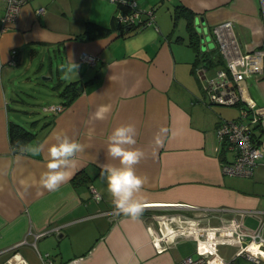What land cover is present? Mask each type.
<instances>
[{
  "label": "crops",
  "instance_id": "0c3cea01",
  "mask_svg": "<svg viewBox=\"0 0 264 264\" xmlns=\"http://www.w3.org/2000/svg\"><path fill=\"white\" fill-rule=\"evenodd\" d=\"M125 1L153 9L155 26L119 24L117 14L129 9L110 0H30L0 34V264L13 255L26 264H173L194 251L195 239L179 236L174 244L171 234L186 226L205 227L213 222L207 218L222 209L226 218L238 211H264V160L249 178L221 170L229 153L216 129L221 119H237L239 108L209 102L199 74L202 62L189 46L188 33L190 21L196 31L197 25L212 29L228 20L242 51L264 48V0ZM180 6L192 13L191 20L176 13ZM129 42H135L131 53ZM36 48L64 57L54 90L76 82L78 95L59 113L42 115L31 107L16 111L20 115L12 120L6 81L23 52L33 54ZM13 50L16 65L10 63ZM82 52L96 56V62H79ZM71 61L79 66L76 73L68 71ZM47 63L51 70L50 56ZM239 88L244 99L264 106V74L244 79ZM53 100L49 106L65 101L58 95ZM102 105L110 106L103 120L94 116ZM9 122L33 132L28 145H43L40 155L13 150ZM127 123L137 128L135 147L146 152L136 165L137 174L147 178L138 194L144 212L137 221L115 213L98 166L119 165L107 156V139ZM160 128L169 132L156 147ZM55 133L67 134L85 151L76 157L70 179L51 192L39 177L47 170ZM253 140L264 151V123L253 126ZM176 215L191 220L185 225ZM160 236L166 237L160 242L167 249L158 253L153 243Z\"/></svg>",
  "mask_w": 264,
  "mask_h": 264
},
{
  "label": "built area",
  "instance_id": "2783aa9c",
  "mask_svg": "<svg viewBox=\"0 0 264 264\" xmlns=\"http://www.w3.org/2000/svg\"><path fill=\"white\" fill-rule=\"evenodd\" d=\"M30 0H0L3 6V16L0 20V34L6 31L7 26L13 22L19 13L20 7ZM128 7L127 12L116 16L117 22L130 27L139 28L155 26L153 9L140 10L135 1L110 0ZM43 9L37 13L41 14ZM215 41L222 56L224 67L215 71L214 76L208 77V68L202 63L199 74L205 78L203 90L211 104L222 106H238L239 116L237 119H221L216 129L218 140L229 153V159L221 163L224 174L236 177L249 178L254 174L255 168L264 160V151L253 140V126L264 123V106L257 105L252 100L242 97L239 83L253 75L264 74V48L251 51H242L240 44L233 32V23L225 21L212 28ZM17 52L11 53V65H16ZM79 62L94 64L96 56L82 52ZM63 109L62 104L43 107L44 112L59 113ZM93 198L99 201L100 195L94 189ZM236 217L226 218L223 209L214 212L207 218L213 222L205 227L192 231L182 228L171 234L174 244L177 237H185L193 234L195 248L192 253L182 257L173 264H237L238 258H243L255 264L264 262V211H238ZM177 217L179 215H176ZM175 219V216L167 217ZM181 223L187 225L189 217L182 215ZM247 219L255 223L254 227L247 225ZM188 231H190L188 233ZM39 234L37 236L43 235ZM162 235V234H161ZM166 237L160 236L154 241L155 249L161 253L167 249L160 241ZM7 264H26L18 256L13 255Z\"/></svg>",
  "mask_w": 264,
  "mask_h": 264
},
{
  "label": "clouds",
  "instance_id": "9594fccd",
  "mask_svg": "<svg viewBox=\"0 0 264 264\" xmlns=\"http://www.w3.org/2000/svg\"><path fill=\"white\" fill-rule=\"evenodd\" d=\"M151 39H155L156 33H150ZM139 39V38H138ZM129 52L135 50V42H129ZM78 65L71 61L68 71L76 73ZM63 68V66H62ZM110 113V106H100L94 113L97 119H107ZM169 130L160 128L154 137L156 147L163 144L164 137ZM137 128L132 123L121 124L115 127L107 139V156L117 160L119 165L104 163L98 165L101 168V177L106 181L107 192L110 195L117 215L129 217L134 221L139 220L144 212L142 200L138 194L141 193L147 178L138 175L136 165L146 158V152L135 147L137 140ZM54 143L48 147L49 161L46 171L39 177L40 185L51 192L58 191L60 186L70 179L71 171L77 167L78 154L85 151V146L80 142L71 139L65 133H55ZM21 152H28L33 156L40 155L43 145H21L17 146ZM15 151L16 148L14 147ZM155 151H153V156Z\"/></svg>",
  "mask_w": 264,
  "mask_h": 264
},
{
  "label": "rangeland",
  "instance_id": "374dc122",
  "mask_svg": "<svg viewBox=\"0 0 264 264\" xmlns=\"http://www.w3.org/2000/svg\"><path fill=\"white\" fill-rule=\"evenodd\" d=\"M198 27H200V25H197L196 29H198ZM199 29L198 34L200 35V38L204 39V43H201V49L205 46L203 51L206 52L203 57L205 60L203 63L204 66L208 68V77L211 78L214 76L217 69L222 68L225 65L224 62L223 64L218 65L209 64L208 60H213L210 58L215 59V57L218 56L219 48L212 33V29L207 27H204L203 29L200 27ZM48 56L51 58V70L48 68ZM220 57L222 59L221 55ZM62 65H65L64 57L58 52H54L53 49H49V52H47L46 50H41V48H36L33 54L29 51L23 52L20 64L18 67L11 69L9 81H6L7 96L11 99L9 102L11 119L14 118V115H20L16 111H28L31 107L35 108L38 111V114L41 113L43 115L44 111L42 110V107L49 106L52 99L56 102L55 97L58 92L54 90V86L56 85L58 75L60 76L64 72V69L61 67ZM56 69L58 70L57 72ZM246 223L250 227L255 226L252 220L247 219ZM237 264L255 263L243 258H238ZM261 264H264V262Z\"/></svg>",
  "mask_w": 264,
  "mask_h": 264
},
{
  "label": "trees",
  "instance_id": "16d2710c",
  "mask_svg": "<svg viewBox=\"0 0 264 264\" xmlns=\"http://www.w3.org/2000/svg\"><path fill=\"white\" fill-rule=\"evenodd\" d=\"M183 12L186 14L187 18L189 20L192 19V13L187 11L184 7L180 6L177 8L176 13ZM120 30H123V26H118ZM188 33H189V46L196 52V57L197 61L199 62H204L205 60L203 59L204 55L206 54L205 51H202L201 49V43H200V38L199 34L195 31L191 21L188 25ZM85 37H88L87 35ZM84 37V38H85ZM213 60H208L210 65H218V64H223V61L218 54V56L214 58H210ZM204 64V63H203ZM61 84L55 87L56 91H58L57 95L60 98H64V102L62 103V106H66L70 104L71 101L78 95L77 87H76V82H71L68 84H65L63 88L60 90ZM60 90V91H59ZM33 132L30 130H27L23 126L16 124L14 122H9L8 126V138H9V143L12 148H16V151H20L19 147L17 146V142H20L21 145H28V143L34 138ZM77 178V177H76Z\"/></svg>",
  "mask_w": 264,
  "mask_h": 264
},
{
  "label": "water",
  "instance_id": "95a60500",
  "mask_svg": "<svg viewBox=\"0 0 264 264\" xmlns=\"http://www.w3.org/2000/svg\"><path fill=\"white\" fill-rule=\"evenodd\" d=\"M200 27H198V29H196V31L198 32L200 29H199ZM200 42L201 43H204V39L203 38H200ZM205 49V46H203V49L202 50H204Z\"/></svg>",
  "mask_w": 264,
  "mask_h": 264
}]
</instances>
